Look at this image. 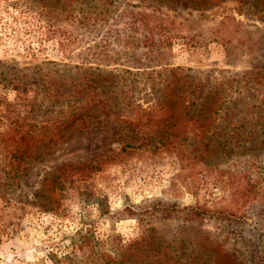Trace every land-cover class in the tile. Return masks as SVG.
<instances>
[{"label": "rangeland", "instance_id": "rangeland-1", "mask_svg": "<svg viewBox=\"0 0 264 264\" xmlns=\"http://www.w3.org/2000/svg\"><path fill=\"white\" fill-rule=\"evenodd\" d=\"M147 38L162 54L143 53ZM176 67L198 85L192 113L214 118L160 143L174 118L157 98ZM77 78L79 121L61 139L18 171L0 147V264H127L146 242L159 264H257L264 0H0V131L19 116L47 136L67 115L59 83ZM85 78L104 106L87 104ZM68 163L100 168L59 176Z\"/></svg>", "mask_w": 264, "mask_h": 264}, {"label": "trees", "instance_id": "trees-1", "mask_svg": "<svg viewBox=\"0 0 264 264\" xmlns=\"http://www.w3.org/2000/svg\"><path fill=\"white\" fill-rule=\"evenodd\" d=\"M145 21L146 17H145ZM144 30L146 33L144 36H148V33H151L150 27L148 23L145 22L143 24ZM147 38L145 42H143V46H145L143 53L148 57L149 54H162V51L158 50V47L154 49L156 45L155 40ZM141 40V36H140ZM141 45V42L138 43V46ZM131 58H137L135 54L130 53ZM178 69L170 68L164 69V71H171L172 73ZM91 81L85 78V82H87V87L91 88ZM59 83V86L62 90L63 98L55 99L56 102L60 103L59 111L64 108L67 115L61 114L60 118H56L54 121V127L49 130V133L46 134L42 132L38 127H34L35 124L28 122L26 119L20 118L19 116H13L8 121V128L4 131H0V147L2 146L5 151L4 155L8 156L12 161L11 169L14 171L21 170L19 168L20 162L24 159L25 156L30 155L32 153V149L38 143H54L55 141L61 139L63 135L67 133L69 127L75 125L79 121V117H74L78 114L77 108L81 104L84 97L81 95H85L83 91V83L80 82L79 78L72 79L71 81ZM190 82L185 80L183 76H178L173 73L171 78H167L164 83L163 88L161 89L160 95L158 96V104L161 109L166 112H170L169 116L174 118L171 122V125L166 130L168 131L164 137L166 141L159 140L160 143L167 142L169 139H173L175 143H179V141H184L187 139V135L176 136V132L185 131V127L189 128L188 120L191 121V126L199 124L201 128V132H206L209 125L212 123L214 117L212 114L208 115L204 120L208 122H204L200 120V113H192L191 111V103H188L187 100L192 91H197L196 87L198 85H192V88L189 89ZM82 93V94H80ZM209 93V92H208ZM199 95H203L202 92ZM205 98V95H204ZM87 104L91 103L94 106L98 104H102L103 106L106 103V100L103 98H97V92L94 88H91L86 93ZM202 106L208 105V103L203 102ZM221 106V105H220ZM208 108V107H207ZM211 103L209 105V109H211ZM200 112L202 108L198 109ZM214 112H217L216 110ZM261 123L264 125V119L261 120ZM209 124V125H208ZM208 125V126H207ZM163 130V128L161 129ZM38 133L43 136H38ZM45 135V136H44ZM164 135V134H163ZM202 155V152H200ZM16 162L17 166L14 167V163ZM100 168L98 165H83V164H63L59 169V176L62 175H70L75 177L76 179H83L86 176H89L91 171H96ZM149 243H141V250L138 249V245L134 244L130 247L129 252L133 249L132 257L124 258L127 260V264H139L141 259V264H159L156 261L155 248H151L150 246L147 248ZM152 249V250H151ZM128 252V254H129ZM127 254V256H128ZM101 258L103 261L100 264H115V261L110 258L109 255L101 254ZM149 256H152L153 260L150 262ZM147 258V259H146ZM124 261V262H125ZM143 261V262H142ZM156 261V262H154ZM124 264V263H122ZM257 264H264V251L262 252L260 259L257 261Z\"/></svg>", "mask_w": 264, "mask_h": 264}]
</instances>
